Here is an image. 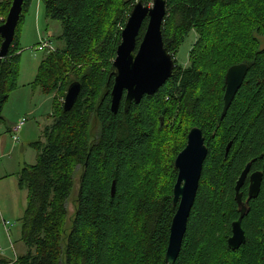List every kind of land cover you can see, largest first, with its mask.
<instances>
[{"label":"trees","instance_id":"trees-1","mask_svg":"<svg viewBox=\"0 0 264 264\" xmlns=\"http://www.w3.org/2000/svg\"><path fill=\"white\" fill-rule=\"evenodd\" d=\"M30 1L24 0L22 11ZM138 1L150 0H41L45 16L60 22L63 47L42 60L32 82L44 94L54 93L55 115L31 143L36 162L17 176L18 187L27 189L20 221L27 249L13 264H165L175 211L173 160L193 126L202 130L207 155L174 264H264V182L242 219L244 244L236 250L226 244L239 215L235 180L248 162L264 174V46L253 35L264 38V0H166L161 30L167 51L174 55L193 30L198 36L189 64L175 63L154 94L126 111L122 98L112 113V62ZM9 6L0 3V13L6 16ZM22 17L21 12L17 26ZM146 24L147 18L137 44ZM17 26L0 62V124L17 88ZM242 62L247 74L220 118L224 75ZM73 81L80 82V92L64 111L56 95L64 97ZM172 104L179 105L182 125L179 140L167 144V125L161 124ZM77 167L79 187L67 227L66 202Z\"/></svg>","mask_w":264,"mask_h":264},{"label":"water","instance_id":"water-1","mask_svg":"<svg viewBox=\"0 0 264 264\" xmlns=\"http://www.w3.org/2000/svg\"><path fill=\"white\" fill-rule=\"evenodd\" d=\"M24 0H12L5 21L0 24V62L8 52L19 21ZM166 0H152V6L138 1L133 6L121 30L120 42L112 62L114 80L110 90V110L116 113L123 98V108L128 110L132 103L137 104L144 95L154 94L172 75L175 63L171 53L164 47L161 25L166 12ZM147 24L141 40L137 44L139 29L143 20ZM246 63L233 64L224 75L222 118L228 110L235 94L247 74ZM80 82H71L65 92L62 108L69 110L80 92ZM124 94V95H123ZM229 144L226 147L228 151ZM207 155L202 130L191 127L186 135L184 147L173 160L176 179L172 187V204L175 207L169 226L165 264H174L181 248L188 217L193 206ZM250 162L240 172L234 187V200L238 206V217L231 222V233L226 240L231 250L238 249L245 242L241 221L248 213L249 199L258 195L261 172H253L248 177L247 198L242 201L240 189L248 176ZM114 192V181L111 193Z\"/></svg>","mask_w":264,"mask_h":264},{"label":"rangeland","instance_id":"rangeland-1","mask_svg":"<svg viewBox=\"0 0 264 264\" xmlns=\"http://www.w3.org/2000/svg\"><path fill=\"white\" fill-rule=\"evenodd\" d=\"M11 2L12 0H0V3L5 5H11ZM144 4L150 7L152 0ZM22 15V20L17 26L20 48L17 88L9 94L2 110L3 122L0 124V135L3 133L7 143L4 152L0 151V173L1 171L8 173L7 177H3V174L0 176V258L6 260V264H13L16 257L23 255L27 249L21 240L20 223L26 206V188L17 186V176L25 164L36 162V151L31 147V143L40 139V126L47 120H52L55 115L54 93L44 94L40 91L39 86L32 85L33 78L42 60L47 59L49 54L59 52L63 47V43L58 40L61 32L60 22L45 16L41 0H31L26 9L22 11ZM5 18V14L0 13L2 23ZM253 35L263 47L264 38L255 32ZM43 40H48L51 47L40 50L38 47ZM197 40L196 32L191 31L175 54H172L177 65L185 67L189 64L190 53L196 46ZM225 58L228 60L229 57L225 56ZM70 80L72 81L73 78L71 77ZM56 96L59 103H63L62 93H57ZM178 108V104H172L170 111L162 120L161 125H167L168 133L165 136V141L166 137L168 139L167 144H171L180 138L178 130H180L182 123L180 124L178 121ZM22 118H25L24 125L18 132V141L12 145L9 137L10 131L6 130L11 129L9 125L13 123L11 125L13 127ZM97 127L98 123L93 119L91 132H95ZM80 174L81 168L77 167L73 175L74 186L66 202L67 227L75 210ZM3 222H7L6 229Z\"/></svg>","mask_w":264,"mask_h":264},{"label":"flooded vegetation","instance_id":"flooded-vegetation-1","mask_svg":"<svg viewBox=\"0 0 264 264\" xmlns=\"http://www.w3.org/2000/svg\"><path fill=\"white\" fill-rule=\"evenodd\" d=\"M175 63V62H174ZM205 141V140H204ZM261 172L262 173V176H261V181H260V188H259V192H258V194L260 193V191H261V189L263 188V182H264V174H263V171L262 170H260V169H258V168H255V167H253V168H251V169H249V172H248V176H247V178L245 179V181H244V183H243V186H245L244 188H243V190H242V187H241V189H240V192H241V194H242V201H245L246 200V198H247V186H248V177L250 176V174H252L253 172ZM238 178V177H237ZM236 181H237V179L235 180V183H236ZM235 183H234V187H235ZM242 190V191H241ZM234 193H235V191H234ZM258 196V195H257ZM256 196V197H257ZM256 197H254V198H251L252 200L253 199H255ZM251 199H249V201L251 200ZM249 201H248V203L246 204L247 205V207H248V205H249ZM236 206H237V204H236ZM248 209H249V207H248ZM237 210H238V206H237ZM241 227H242V221H241Z\"/></svg>","mask_w":264,"mask_h":264},{"label":"crops","instance_id":"crops-1","mask_svg":"<svg viewBox=\"0 0 264 264\" xmlns=\"http://www.w3.org/2000/svg\"><path fill=\"white\" fill-rule=\"evenodd\" d=\"M34 79V78H33ZM3 117V116H2ZM50 121L51 120H47V122H45V123H43V125H41L40 126V128H39V131L40 132H42V128H43V126L44 125H46V124H48V123H50ZM11 125H13V123L11 124ZM11 125H9V128H11V129H8V130H6V131H10V141H11V144L12 145H15L16 144V141L13 139V137H12V129L14 128V126L12 127ZM24 125V124H23ZM40 139H41V137H40ZM7 145V143H6V137L3 135V133L0 135V151L3 153L4 152V150L6 149V146ZM22 145V144H21ZM23 145H24V143H23ZM22 145V146H23ZM1 153V154H2ZM1 174H3L4 176L3 177H7L8 176V173L7 172H3V171H1V173H0V176H2ZM17 186H18V183H17ZM26 198H27V189H26ZM26 252V251H25ZM0 259H3V258H0ZM4 260V259H3Z\"/></svg>","mask_w":264,"mask_h":264},{"label":"built area","instance_id":"built-area-1","mask_svg":"<svg viewBox=\"0 0 264 264\" xmlns=\"http://www.w3.org/2000/svg\"><path fill=\"white\" fill-rule=\"evenodd\" d=\"M47 47H51L48 43V40H43L40 44H39V49L42 50L44 48H47ZM25 122V118H22L18 123H16L14 125V128L12 130V137L13 139L17 142L18 141V132L20 130V128L23 126ZM4 224V227L6 229V225H7V222H3Z\"/></svg>","mask_w":264,"mask_h":264}]
</instances>
